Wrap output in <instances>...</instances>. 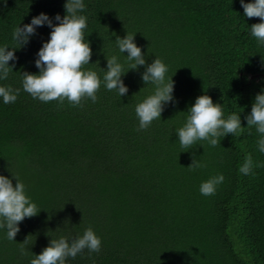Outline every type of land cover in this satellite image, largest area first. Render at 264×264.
I'll list each match as a JSON object with an SVG mask.
<instances>
[{"label": "trees", "instance_id": "1", "mask_svg": "<svg viewBox=\"0 0 264 264\" xmlns=\"http://www.w3.org/2000/svg\"><path fill=\"white\" fill-rule=\"evenodd\" d=\"M65 3L0 0V46L19 47L14 29L42 12L59 23L55 16L65 15ZM83 3L78 14L87 18L82 32L92 50L83 70L103 80L113 55L127 70L131 62L116 38L134 34L146 64L160 58L168 66L174 102L161 120L137 130L136 105L155 91L141 79L145 66L121 77L126 96L102 84L97 102L82 106L34 99L23 90L22 73H39L37 53L52 31L36 27L0 80L20 90L14 103L0 97V175L23 182L41 210L19 223L14 240L0 229V264H30L51 239L70 241L89 227L101 238L100 251L85 249L66 264H264V166L250 175L239 171L249 154L264 164L261 134L244 119L264 91V45L250 28L260 19L246 17L240 0ZM205 94L221 104L222 118L240 115L244 131L221 137L215 147L199 141L182 149L176 130ZM192 159L206 166L191 171ZM218 174L225 179L215 195H202L201 183Z\"/></svg>", "mask_w": 264, "mask_h": 264}, {"label": "clouds", "instance_id": "2", "mask_svg": "<svg viewBox=\"0 0 264 264\" xmlns=\"http://www.w3.org/2000/svg\"><path fill=\"white\" fill-rule=\"evenodd\" d=\"M240 4L246 17L260 19V23L250 26L251 35L264 45V0H250L248 3L240 0ZM64 8L63 17L59 14L55 16V20L59 21L57 24H53L52 19L42 12L34 16L30 23L14 29L13 40L19 47L28 43L29 37L35 34L36 27L47 24L52 29L50 39L43 43L37 53L35 66L39 69V73H22L23 90L41 102L58 101L62 105L67 100L74 107L82 106L86 99H91L93 103L97 102V92L102 84L109 91H117L120 97L126 96L128 88L121 77L129 69L136 70L138 66H145L141 79L145 85L148 83L155 85V91L153 95L136 105L135 112L139 120L137 130H146L154 120H161L164 106L174 102V81L166 75L168 66L160 58H155L150 64H146L144 53L134 42V34H127L123 38H116L119 51L121 53L126 51L127 60L131 62L127 70L115 55L106 59L107 70L103 80L95 71L83 70V66L90 63L92 55L89 42H84L82 32L87 27V18L78 14L85 9V4L83 0H66ZM19 47L0 46V80L7 79L12 71L13 66L9 65V61L17 59L15 49ZM19 91L10 86H0V97L5 104L14 103ZM188 113L184 126L176 130L180 146L185 150L199 144V141H207L215 147L220 144L221 137L228 134L238 136L244 131L240 115L233 113L227 119L222 118L221 104L213 103L212 98L206 94L196 97ZM244 119L249 128L255 126L256 131L261 134L262 138L258 140L257 146L259 151L264 153V91L256 94L251 112ZM205 166L192 159L188 168L195 171ZM254 166L261 167L264 164H254L249 154L245 156L239 171L244 175H250ZM13 177L14 185L11 179L0 175V229L6 228L8 240H14L20 231L19 223L26 217L36 216L41 210L26 194L23 182ZM224 179L222 174L210 177L201 183L200 193L204 196L215 195L217 186L223 183ZM101 244V238L89 227L82 236L70 241L67 237L51 239L49 245L40 254L34 255L30 264H66L69 257L74 259L85 249L89 253H98ZM21 253L24 254L23 247Z\"/></svg>", "mask_w": 264, "mask_h": 264}]
</instances>
